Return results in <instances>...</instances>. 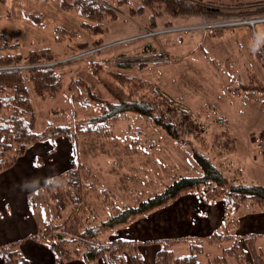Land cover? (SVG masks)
Masks as SVG:
<instances>
[{"label":"trees","instance_id":"obj_1","mask_svg":"<svg viewBox=\"0 0 264 264\" xmlns=\"http://www.w3.org/2000/svg\"><path fill=\"white\" fill-rule=\"evenodd\" d=\"M56 1L61 8L73 10L83 21H87L79 26L92 37L91 42L74 40L76 43L68 45L70 53L64 58L65 61L59 63L51 49L45 46L19 50V42L10 44L6 39L9 34L0 29V174L14 167L29 147L36 143L53 144L58 139H65L74 151L72 165L46 180L38 190L52 211V218L44 222L30 239L45 244L53 256V264L76 261L83 264H126L125 260L127 264H144L140 247L151 244L159 245L153 264H264L263 252L257 247L258 239L264 237V233L237 234L240 215L264 210V186L244 183L239 169L231 172L227 163L215 162V156L210 155L208 150H214L221 157L235 150V138L226 127V118L217 113L214 104H204L192 117L182 106L180 98L157 93L156 88L147 80L117 73L110 74L114 77V84L107 83L103 78L98 80L112 97L110 101L102 99L99 92L92 90L90 82L74 77L71 70L66 68L77 59L100 51L96 49L101 47L102 41L93 38L106 31L105 23L113 16L116 17L113 9L119 4H128L130 17L147 15L148 27L155 31L156 20L161 14L171 18L200 14L195 11L194 3L192 5L190 0H136V6H131V0H115L110 9L103 5V0ZM203 10L202 13H206L202 14L206 17L205 21L207 19L210 22H223L241 16L238 15L241 13L220 16L210 9ZM246 13H264V7ZM27 17L38 20V17L29 14ZM220 30L211 27L208 31L214 35ZM54 34L58 42L63 39L73 40L77 36L74 30L58 27L54 28ZM253 55L257 57L264 73V44H256ZM225 61H230V58ZM97 64H91L90 67ZM93 71L95 75L101 72L97 68ZM69 73L71 80L67 86L71 101L82 105L98 103V114L84 118L71 128L48 124L41 131H34L35 116L28 99L29 90L39 98H54L62 86L61 76ZM246 78L244 83L238 81V87L247 98L264 106V81L257 79L249 67ZM126 88L127 92L124 91ZM128 111L147 118L152 126L164 130L171 139L181 144L186 142L188 136L201 143L200 149H191L193 162L198 166L200 175L176 176L162 190L134 201L135 204L107 209L105 206L110 205L105 197L107 191L96 190L98 187L92 171L79 162L77 141L79 135L84 134L93 135L96 139L112 137L113 124ZM207 115L214 116V122L221 128L220 132L213 135L210 147L203 144L206 143L203 134L209 129V123H205L202 117ZM34 163L39 165V159L35 158ZM191 194L209 205L217 201L224 203L225 222L203 238L181 236L137 241L102 237L109 231H113V234L117 227L129 225L138 216H145L148 211L168 206L180 196ZM99 195L102 198L98 204L107 209V216L102 219L94 205H91L94 202L90 200L92 196L99 199ZM27 200L31 207L34 201L30 197ZM177 243L187 244L188 252L181 256L175 255L171 247ZM0 257L1 264H30L20 255L16 242L0 246Z\"/></svg>","mask_w":264,"mask_h":264},{"label":"rangeland","instance_id":"obj_2","mask_svg":"<svg viewBox=\"0 0 264 264\" xmlns=\"http://www.w3.org/2000/svg\"><path fill=\"white\" fill-rule=\"evenodd\" d=\"M189 2L192 5L194 3L195 11H199L200 14L172 18L167 14H161L156 20L155 25L157 28L155 31L149 29L147 15L130 17L128 16V4H119L116 9L112 8L116 17L113 16L110 21L105 23L106 31L93 38L102 41L101 47L96 49L100 51L85 58L77 59L66 68L69 71L71 70L74 77L90 82L94 92H99L102 99H109L110 101L113 99L99 83L100 78L106 80L107 83L114 84V77L110 74L117 73L127 77L135 76L138 79L147 80L156 88L157 93L168 95L174 99L180 98L184 109L188 111L190 116L195 117L203 99L200 97V93L195 94L194 87L187 82L189 78L195 82L198 75L200 77L207 75L206 73L200 74L197 69L198 66L194 67L195 63L202 61L201 58H203L204 53L209 54V56L223 55L224 51L231 54V51L234 50L233 45L236 38V34L231 32L232 30L241 29V27L255 29L260 34L259 36L264 39V16L257 17L264 15V13H252V15L246 13L252 9L263 8L264 0H190ZM114 3L115 0H103V5L108 8ZM130 4L136 6V0H131ZM204 8L221 14L220 16L231 13H241L238 14L241 16L238 18L230 17L231 19L223 22H210L206 19V22L204 19L206 17L202 15L206 14L202 13ZM0 14L2 16L0 29L9 34L6 39L9 40L10 44L19 42L20 47L18 49H22V51L40 46L48 47L54 56L59 59V63L65 61L64 58L69 55L68 45H72L76 40L92 41V37L83 32L79 26L80 23L87 21H83V18L73 10L61 8L56 0H0ZM28 14L38 17V20L36 18H33L35 21L30 20L27 17ZM250 22L253 24H250ZM185 24L191 26H184ZM179 25L184 26L183 30H175V27ZM210 25H215L217 29L221 28V30L219 33L211 35L208 31L211 28ZM55 27L74 30L77 36L75 35L73 40L63 39V41L58 42L54 37ZM237 35V38H240L238 33ZM256 44L261 46L264 43L258 42ZM2 52H5V50ZM163 55L167 56L166 60H163ZM253 57L256 56L253 55ZM96 63L99 64L94 65L93 68L90 67L91 64ZM240 63L237 59L235 62L231 60L225 64L227 69L234 73L232 81L228 83L230 87L228 95L230 97L234 96L235 102L242 105V110H245L252 104L250 103L251 99L245 97L244 92L238 87L239 82L233 80L235 76L241 80L245 78V71L241 69ZM125 65L130 67H122ZM188 66L192 67L188 69L191 73L194 71L196 73H192L190 76L185 75ZM95 68L101 71L98 75L92 74ZM261 70L263 71L262 68ZM250 71L253 72L252 68H250ZM70 76V73L61 76L62 86L54 98H39L29 90L28 99L35 116L34 131H41L48 124L71 128L84 118L98 114L100 110L98 103L82 105L71 101V93L68 89L69 86H67V83L71 80ZM262 79L264 81V76ZM232 87L234 89H231ZM124 91L127 92V88ZM141 93L147 94V92L142 91ZM245 105L247 107L244 108ZM256 105L263 109L261 112L263 118L264 106L259 103ZM228 111L227 115L231 119L233 110ZM245 112L248 113L246 121L244 118L237 117L234 119L236 120L234 128L232 125L230 126L231 135L236 138V150L222 157L217 156L214 150L208 151H210L211 156H215V162L223 161L227 163L231 172L239 169L244 183L251 182L264 186V157L259 150L254 149V147L250 148L248 143L243 140L247 134V136L256 138L263 129L260 123L257 122L258 117L250 114L252 110ZM242 113L244 112L242 111ZM218 114L223 115L219 112ZM202 120L209 123V129L203 134L206 139V143L203 144L210 147L213 135L220 132L221 128L214 122V116L207 115L202 117ZM150 123L147 118L128 111L113 124L112 137L110 138L96 139L93 135H79L77 141L79 162L92 171L95 176L96 187H98L96 190L101 191L103 189L107 191L105 197H107L110 205L105 206V208L108 209L111 206L119 208L123 205L133 204L134 201L162 190L176 176L200 175L198 166L193 162L191 149H200L199 144L201 143L188 136L186 142L181 144L171 139L164 130L152 126ZM36 144L32 147L33 152L38 148L43 150L42 147L46 146ZM55 144L56 141L53 145L50 144L51 148L47 151V157L50 158L52 155L51 159L54 157L63 159L66 154V146L61 147V145L56 146ZM73 156L74 151H72ZM34 164L36 168H40L41 161L39 160V165ZM5 177L6 174L3 175V178ZM28 197L34 201V204L30 207V216L40 227L52 218V211L47 207L44 196L38 191L30 192L27 195ZM93 197L90 200L94 204L91 205H94V209L98 211L97 214L101 219L105 218L107 209L98 204L102 196L99 195V199ZM162 208H166V206L148 211L145 216L136 217L129 225L125 224L117 227L115 234H111L113 231H109L104 233L102 237L104 239H126L128 229L140 230L147 225V223L140 222L141 219L146 217V219L158 220L162 214H165V211L160 210ZM150 246H153V248L158 247L155 244ZM257 247L263 252L264 257L263 236L258 239ZM142 248L149 250V245L141 246V251ZM19 249L20 246L18 251L25 258L23 252H20L21 249ZM171 249L175 255L181 256L188 252V245L177 243ZM125 261L127 264V260ZM77 262L80 263V261ZM43 263L45 264V262Z\"/></svg>","mask_w":264,"mask_h":264},{"label":"crops","instance_id":"obj_3","mask_svg":"<svg viewBox=\"0 0 264 264\" xmlns=\"http://www.w3.org/2000/svg\"><path fill=\"white\" fill-rule=\"evenodd\" d=\"M184 26L191 25L185 24ZM184 26L179 25L175 27V30H183ZM231 32L236 34L233 45L234 50L231 51V54L224 51L223 55L209 56V54L207 55L204 53L203 58H201L202 61H198L197 64L195 63L194 67L198 66L197 69L199 73H206L207 75L204 77L198 75L197 80H195L196 83L190 80V78L189 81L186 82L194 87L196 95L200 93V97L203 99L202 104L200 103L201 107L204 104L210 103L217 107V113L223 114L226 118V127H228L229 131L231 125L234 128L235 118H244L246 121L248 113L245 111L252 110L250 114L258 117L259 120L257 122L260 123L263 131L260 132L256 138L247 136V134L243 140L248 143L250 148L254 147V149H257L256 142L258 139L262 138L261 136H264V116L262 118L263 114H261L263 109L256 105L258 102H254L251 99L250 103L252 104L248 107L247 105L244 106V108L247 107L248 109L242 110V105H238L235 102V97H230V95H228L230 90L228 83L232 81L234 73H231V70L229 71V69H227L225 60L231 57L230 61L233 60V62H235V60L238 59L239 62H241L239 64L241 69L245 71L244 80L236 76L235 78L233 77V80L242 81L243 83L246 82V70L247 67H250L256 77L262 81V77L264 76L263 71L256 57H253L251 52L254 45L258 42L264 43V39L259 36L260 34L257 33L255 29L251 30V28L247 29L241 27V29H235ZM237 33L240 38H237ZM204 55L207 57H204ZM215 62L219 64L216 65ZM191 68L190 66L187 67L185 75L190 76L192 73H196L195 71L191 73V71L188 70ZM227 73L229 74L225 75ZM180 78H182V76H180ZM230 109L233 110L231 119L228 117L229 115H227ZM242 111L244 113H242ZM38 144L46 145L47 147L43 146V150L38 148L33 152V145L30 146L14 167L0 174V246L16 242L17 247L20 246V252H23V255L30 264H44L43 262H45V264H53V256L50 250L44 244H41V242L38 243L30 239L31 236L36 234L39 227L30 216V205H28L27 195L30 192L38 191L46 180L69 168L70 162L72 165V147L66 140H56V146H66V154L63 159L59 157L51 159L52 155L50 158L47 157V151L51 148V143H37L36 145ZM262 156L264 157V155ZM35 158L41 161V169L35 167ZM5 174L6 177L3 178ZM160 210L165 211V214H162L158 220H150L146 219V217L141 219L140 222L147 223V225L140 230L135 228L128 229V232L126 231V238L135 239L137 241L158 238L170 239L181 236L203 238L214 232L215 229L222 226L225 222V207L222 201H217L209 205L200 197L193 194L180 196L179 199ZM238 218V235L264 233V210L242 214ZM158 248L159 245L156 248L149 245V250L146 248H142V251L140 250L144 264L154 263V254ZM1 263L2 258L0 257V264ZM69 264L83 263H78L76 261Z\"/></svg>","mask_w":264,"mask_h":264},{"label":"built area","instance_id":"obj_4","mask_svg":"<svg viewBox=\"0 0 264 264\" xmlns=\"http://www.w3.org/2000/svg\"><path fill=\"white\" fill-rule=\"evenodd\" d=\"M243 22V21H242ZM252 22H250V24H251ZM253 24V23H252ZM210 27H214V28H216L217 26H215V25H210ZM167 59V56L166 55H163V60H166ZM256 148H257V150H259L260 151V153L262 154V155H264V137H262V138H260V139H258V141L256 142Z\"/></svg>","mask_w":264,"mask_h":264}]
</instances>
